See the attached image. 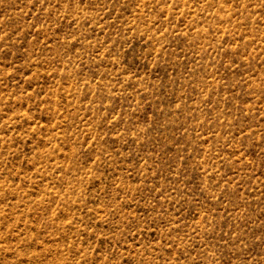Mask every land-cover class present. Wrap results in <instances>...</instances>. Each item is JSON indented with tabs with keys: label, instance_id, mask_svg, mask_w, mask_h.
I'll return each instance as SVG.
<instances>
[{
	"label": "rangeland",
	"instance_id": "374dc122",
	"mask_svg": "<svg viewBox=\"0 0 264 264\" xmlns=\"http://www.w3.org/2000/svg\"><path fill=\"white\" fill-rule=\"evenodd\" d=\"M0 264H264V0H0Z\"/></svg>",
	"mask_w": 264,
	"mask_h": 264
}]
</instances>
